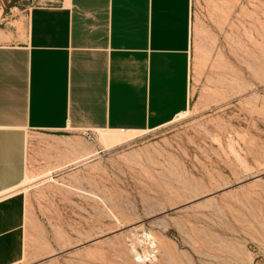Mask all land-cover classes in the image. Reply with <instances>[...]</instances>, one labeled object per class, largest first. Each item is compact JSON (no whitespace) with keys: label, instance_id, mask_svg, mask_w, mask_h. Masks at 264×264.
Instances as JSON below:
<instances>
[{"label":"rangeland","instance_id":"374dc122","mask_svg":"<svg viewBox=\"0 0 264 264\" xmlns=\"http://www.w3.org/2000/svg\"><path fill=\"white\" fill-rule=\"evenodd\" d=\"M57 1L0 0V31ZM189 94L151 130L34 134L16 264H264V0H193Z\"/></svg>","mask_w":264,"mask_h":264},{"label":"crops","instance_id":"0c3cea01","mask_svg":"<svg viewBox=\"0 0 264 264\" xmlns=\"http://www.w3.org/2000/svg\"><path fill=\"white\" fill-rule=\"evenodd\" d=\"M192 3L58 0L33 6L15 40L0 31V264L23 255L11 191L34 134L143 132L189 108Z\"/></svg>","mask_w":264,"mask_h":264},{"label":"bare ground","instance_id":"6f19581e","mask_svg":"<svg viewBox=\"0 0 264 264\" xmlns=\"http://www.w3.org/2000/svg\"><path fill=\"white\" fill-rule=\"evenodd\" d=\"M185 112H186V111L178 113L174 118H176V119H177V118H181V117L185 114ZM103 137L105 138V140H108V142L111 141L112 143H113V142H116V143H117V142H120V140H121V138H120V139H119V138H116V137H115L113 134H111V133H110V134H106V133H105V134L103 135ZM105 140H104V141H105ZM101 141H102V140H101ZM121 141H122V140H121ZM105 144H106V143H105ZM110 144H111V143H110ZM107 145H108V144H107ZM25 178H26V177H25ZM26 180H28V178H27ZM19 186H20V185H19Z\"/></svg>","mask_w":264,"mask_h":264}]
</instances>
